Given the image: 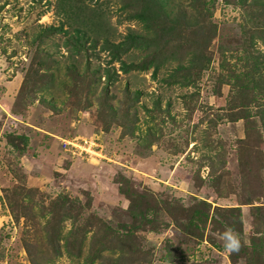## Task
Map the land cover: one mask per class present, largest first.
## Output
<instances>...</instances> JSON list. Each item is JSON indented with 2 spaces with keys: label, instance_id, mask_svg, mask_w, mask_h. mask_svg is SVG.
I'll return each instance as SVG.
<instances>
[{
  "label": "rangeland",
  "instance_id": "1",
  "mask_svg": "<svg viewBox=\"0 0 264 264\" xmlns=\"http://www.w3.org/2000/svg\"><path fill=\"white\" fill-rule=\"evenodd\" d=\"M122 1L83 0L102 7L113 38L129 27L145 33L140 21L126 19ZM247 1L216 0L199 38L191 27L167 45L188 59L195 38L198 52L211 58L206 69L194 68L195 85L163 81L178 62L168 61L156 77L152 68L120 72L104 99L98 96L105 77L94 83L98 75L90 72L92 82H79L67 65L105 67V51L98 58L71 56L63 33L42 44L34 40L36 32L59 24L58 0H0V264L247 263L218 249L221 234L209 225L212 216L228 213L216 205L238 206L245 242L264 237V94L251 87L242 94L220 79L230 73L223 58L236 63L249 55L244 16L254 18L255 30L264 23V0ZM170 3L194 11L191 0ZM255 42L250 51L264 65V43ZM246 59L237 61L238 72L252 68ZM256 78L257 93L264 78ZM127 88L141 93L134 97ZM244 101L247 107L240 106ZM232 112L247 117L233 120ZM71 136L87 139L100 155L65 150ZM201 198L212 202L202 238L182 229ZM147 207H154L148 217L155 223L133 217L134 209Z\"/></svg>",
  "mask_w": 264,
  "mask_h": 264
},
{
  "label": "trees",
  "instance_id": "2",
  "mask_svg": "<svg viewBox=\"0 0 264 264\" xmlns=\"http://www.w3.org/2000/svg\"><path fill=\"white\" fill-rule=\"evenodd\" d=\"M171 0H123L121 4V9L126 11L127 20H137L140 21L145 29V33L141 31H136L133 27H129L128 31L122 36L121 39L113 38L110 35V27L107 21L105 13L102 11V7L97 9L87 5L83 0H58L57 3V13L60 17L59 24L48 25L43 30L36 32L34 40H38L39 43H43L46 37L50 34L63 33L66 38L63 40L62 46L66 48L71 53V56H88L98 58L102 52L107 53L108 61L105 67L102 65L94 64L91 61L88 62L87 68L80 70L75 62L68 63L71 71L75 73L74 78L79 82H86L90 76V72L96 76L93 82H101L102 77H105V87L98 96L107 99L110 90L108 87L120 77V72L129 74L133 70H148L152 68V76L156 77L159 69L166 64L168 61H178L177 65L171 69V73L163 78L162 80L167 83H177L182 86H192L196 84L197 77L194 75L196 71H202L206 69L210 63L211 58L205 57L203 50L198 47L197 40L195 38L189 45L193 47L189 52H193L192 55L188 56V59L179 58L177 50H170L167 45L179 40L178 35L182 31L188 28L194 27L191 30V34L198 37L202 28L204 29L206 23L213 15L212 9L215 7L216 0H191V4L194 7L193 12H189L184 6L171 4ZM242 4H246L247 0ZM247 1V2H246ZM255 2V0L253 1ZM212 8V9H211ZM245 8V7H244ZM246 9V8H245ZM260 15L264 16V6L261 8ZM254 16V14H253ZM264 18V17H263ZM250 20H254L251 16H244L242 24V33H248L249 45L246 47L248 49L249 55L244 57H238L241 61L247 57V64L251 59L252 68L247 71L238 72L237 61L236 63L225 61L222 59V67L226 68L230 73L224 74L220 77L222 82L238 86L243 94V91H247L249 87L253 89L255 94H264V87L260 84V91L256 93L257 85L259 81L257 76H263L262 72V59L259 56H253L250 51L251 47L255 45L256 38L260 39L264 43V23L257 24V31L253 29L256 27L254 24L250 23ZM215 24H210L208 28L213 35H215L216 29ZM257 32V33H256ZM152 33V35H150ZM211 36H208L207 42H210ZM206 41V39H205ZM209 44H206L204 48H207ZM162 48V50H161ZM163 48L166 49L163 51ZM136 50L144 51L142 54H137ZM200 53V54H198ZM75 58V57H74ZM194 68L197 70L194 71ZM259 78V77H258ZM92 82V81H88ZM43 89V88H39ZM127 92L132 94L134 97L139 96L141 91L129 90ZM264 99V96H263ZM50 100H53L50 99ZM55 106V104H53ZM240 106L247 107V103L244 101ZM109 107L113 110L112 105ZM238 108L235 104L230 106V109ZM264 108V106L262 107ZM231 118L237 120L236 118L247 117L237 116L233 112L231 113ZM262 123L264 124V114L262 118ZM27 136H23L24 141L27 140ZM124 194L127 192L122 189ZM133 200H137L133 197V194L129 195ZM143 196V195H142ZM157 200V198H156ZM202 206L194 207L190 210L187 216V223L182 224V229L189 235L196 234L198 237H204V230L209 224L210 218V208L212 202L206 199H199ZM158 202V201H156ZM207 205L209 210H204V206ZM173 208H177L176 204L172 205ZM217 210H223L226 213H220V215L212 216V221L210 222V229L213 233H223L227 230V226L236 234H238L241 242V247L239 251L230 253L233 261L237 259H246V264H264V237L258 238L257 235H253L251 242L248 244L243 238V220L241 218V209L238 206H221L216 205ZM259 208V206H258ZM154 210V207H147L144 211L140 208L138 210L134 209L132 211L133 217L141 222L155 223L154 218H149L150 212ZM239 210L240 214L234 215ZM232 214L233 220L225 218V215ZM140 217V218H139ZM222 217V218H220ZM226 222V223H225ZM228 224V225H225ZM154 228H157L154 225ZM229 229V228H228ZM65 243L70 239L69 234H65ZM261 236V235H260ZM212 238V237H211ZM212 240H215L213 238ZM218 249H223L221 244L215 243ZM68 248L69 245H66ZM26 250L31 251V247L26 245ZM224 250V249H223Z\"/></svg>",
  "mask_w": 264,
  "mask_h": 264
},
{
  "label": "built area",
  "instance_id": "3",
  "mask_svg": "<svg viewBox=\"0 0 264 264\" xmlns=\"http://www.w3.org/2000/svg\"><path fill=\"white\" fill-rule=\"evenodd\" d=\"M87 141L88 140L83 138L82 136H79V137L71 136L65 139L63 147L65 150L70 151V152H72V150L78 151L79 153L88 151L89 153L91 152V153L100 155L101 151L98 149H95L93 145H90L89 143L87 144ZM96 145L99 146L98 143Z\"/></svg>",
  "mask_w": 264,
  "mask_h": 264
},
{
  "label": "clouds",
  "instance_id": "4",
  "mask_svg": "<svg viewBox=\"0 0 264 264\" xmlns=\"http://www.w3.org/2000/svg\"><path fill=\"white\" fill-rule=\"evenodd\" d=\"M67 138V137H66ZM223 241V249L227 253L237 252L241 247V242L238 234L231 229L225 230L220 236Z\"/></svg>",
  "mask_w": 264,
  "mask_h": 264
}]
</instances>
